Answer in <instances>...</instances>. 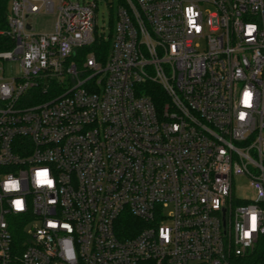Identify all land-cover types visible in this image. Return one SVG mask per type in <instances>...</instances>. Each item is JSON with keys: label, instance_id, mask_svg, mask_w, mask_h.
<instances>
[{"label": "built area", "instance_id": "1", "mask_svg": "<svg viewBox=\"0 0 264 264\" xmlns=\"http://www.w3.org/2000/svg\"><path fill=\"white\" fill-rule=\"evenodd\" d=\"M107 5L9 0L0 264H264V0Z\"/></svg>", "mask_w": 264, "mask_h": 264}, {"label": "rangeland", "instance_id": "2", "mask_svg": "<svg viewBox=\"0 0 264 264\" xmlns=\"http://www.w3.org/2000/svg\"><path fill=\"white\" fill-rule=\"evenodd\" d=\"M76 1V0H73ZM80 3L92 1V0H78ZM110 0H96L97 2V32H104L106 36L109 35V24H110V9L107 3ZM55 17L53 15H41L35 20V31L51 32L53 29ZM5 77L10 78L20 74V67L18 61L4 62ZM236 193L240 196H247V187L244 181H239L235 186ZM169 209L165 210L167 213Z\"/></svg>", "mask_w": 264, "mask_h": 264}, {"label": "trees", "instance_id": "3", "mask_svg": "<svg viewBox=\"0 0 264 264\" xmlns=\"http://www.w3.org/2000/svg\"><path fill=\"white\" fill-rule=\"evenodd\" d=\"M9 0H0V32L7 30V9H8ZM110 11V15H111ZM111 31L109 33L108 39L106 41L102 39H96L95 42L86 48H83V56L84 54L93 52L98 60H103L108 56L110 51L111 44V35H112V18L110 17L109 24ZM13 46V41L7 35L0 34V53L4 51L11 50Z\"/></svg>", "mask_w": 264, "mask_h": 264}, {"label": "snow or ice", "instance_id": "4", "mask_svg": "<svg viewBox=\"0 0 264 264\" xmlns=\"http://www.w3.org/2000/svg\"><path fill=\"white\" fill-rule=\"evenodd\" d=\"M40 175H43V176H45L46 177V173H42V174H40ZM48 183H51L50 181H47ZM17 206L19 207L20 206V202L19 201H17ZM253 220H255V218H253Z\"/></svg>", "mask_w": 264, "mask_h": 264}]
</instances>
